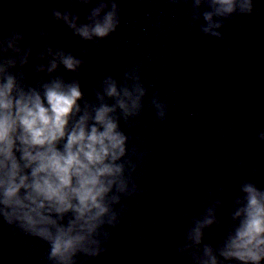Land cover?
<instances>
[{
	"label": "water",
	"instance_id": "obj_1",
	"mask_svg": "<svg viewBox=\"0 0 264 264\" xmlns=\"http://www.w3.org/2000/svg\"><path fill=\"white\" fill-rule=\"evenodd\" d=\"M100 2L0 0V39L18 31L24 36L19 47L31 48L28 63L12 69L25 73L27 85L40 88L57 77L78 81L84 100L99 104L96 92L107 77L120 85L136 69L146 90L138 115L125 120L115 113L137 165L136 191L113 206L119 222L103 226V251L78 254L76 264H192L178 249L194 222L214 210L216 222L202 230L199 248L216 250L233 224L241 185L264 189V142L257 138L264 130V0H252L250 14L214 17L219 36L202 30L207 0L199 19L194 0H103L104 11L116 3L120 22L99 40L82 39L53 16L58 10L88 23ZM48 48L80 59L78 70L59 65L48 73ZM41 64L45 70L37 71ZM154 99L164 105L162 118ZM47 251L45 242L0 220V264H51Z\"/></svg>",
	"mask_w": 264,
	"mask_h": 264
},
{
	"label": "clouds",
	"instance_id": "obj_2",
	"mask_svg": "<svg viewBox=\"0 0 264 264\" xmlns=\"http://www.w3.org/2000/svg\"><path fill=\"white\" fill-rule=\"evenodd\" d=\"M201 2L194 0V19H199ZM207 3L211 10L203 13L207 23L202 30L214 36L220 35L215 31L220 22L214 17L253 10L252 0ZM106 8L101 0L88 23H78L77 16L58 10H53V16L82 39L99 40L114 32L120 22L116 3ZM23 38L13 31L0 39V220L45 242L51 264H76L78 254L95 257L103 251V226L119 222L113 206L121 195L136 191L133 172L137 165L127 155L129 137L120 130L115 113L119 109L125 120L138 115L146 90L136 69L125 73L120 85L107 77L102 92H96L99 104L84 100L78 81L57 77L40 88L29 86L24 72H12L18 63H28L31 48L19 47ZM47 55L51 57L48 73L59 65L77 71L82 63L62 50L48 48ZM36 70H45V65ZM105 97L114 103H106ZM153 105L162 118L164 105L156 99ZM257 138L264 142V130ZM241 192L232 213L233 224L218 249L204 245L201 253L199 248L202 230L216 222L212 208L188 230L187 242L178 251L187 254L192 264H223L217 252L235 264H264V189L246 182ZM107 236L103 232L104 239Z\"/></svg>",
	"mask_w": 264,
	"mask_h": 264
}]
</instances>
